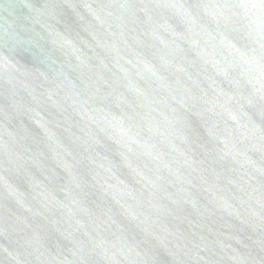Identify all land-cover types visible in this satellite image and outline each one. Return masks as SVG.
Returning <instances> with one entry per match:
<instances>
[{
    "label": "water",
    "instance_id": "95a60500",
    "mask_svg": "<svg viewBox=\"0 0 264 264\" xmlns=\"http://www.w3.org/2000/svg\"><path fill=\"white\" fill-rule=\"evenodd\" d=\"M0 264H264V0H0Z\"/></svg>",
    "mask_w": 264,
    "mask_h": 264
}]
</instances>
